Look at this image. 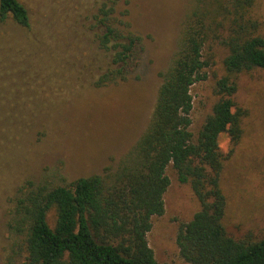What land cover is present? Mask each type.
I'll list each match as a JSON object with an SVG mask.
<instances>
[{
  "label": "rangeland",
  "instance_id": "obj_1",
  "mask_svg": "<svg viewBox=\"0 0 264 264\" xmlns=\"http://www.w3.org/2000/svg\"><path fill=\"white\" fill-rule=\"evenodd\" d=\"M28 8L31 26L0 23V98L7 119L0 133V264H21L13 249L16 235L7 227L18 188L27 180L68 186L79 177L115 169L136 144L153 113L161 72L176 52L184 19L193 0H122L116 16L143 38L139 65L128 79L96 87L94 79L105 60L96 48L90 24L102 0H20ZM127 9L125 17L122 11ZM264 31V0H258ZM127 20V21H126ZM122 25V24H121ZM227 49L209 44L208 77L192 86L191 130L197 137L219 96ZM244 112L237 143L219 138L227 154L221 174L226 196V232L264 237V71L238 76L235 95ZM170 185L165 213L154 216L147 234L160 264H188L180 255L177 233L200 203L191 185L178 179L169 165ZM55 208L48 214L54 226ZM13 255V256H12ZM11 256V257H10Z\"/></svg>",
  "mask_w": 264,
  "mask_h": 264
},
{
  "label": "trees",
  "instance_id": "obj_2",
  "mask_svg": "<svg viewBox=\"0 0 264 264\" xmlns=\"http://www.w3.org/2000/svg\"><path fill=\"white\" fill-rule=\"evenodd\" d=\"M121 1L102 0L90 24L96 48L105 56L96 87L128 79L143 55L142 36L116 16ZM257 8L258 0H193L178 51L160 73L148 126L119 165L68 186L27 180L18 188L7 227L17 237L12 250L22 253L21 264H160L147 234L153 217L165 213L169 165L181 182L191 185L200 203L177 233L183 259L188 264H264V237L249 232L236 238L226 232L221 174L232 150L224 154L219 145L222 134L237 143L243 133L244 112L235 100L238 76L264 71V31ZM127 14V9L122 11ZM9 21L30 28L22 1L0 0V23ZM213 42L228 53L216 80L219 98L195 137L191 89L208 77L211 54L206 50ZM6 108L0 98V133L8 123L1 115ZM53 208L56 219L51 226L48 214Z\"/></svg>",
  "mask_w": 264,
  "mask_h": 264
}]
</instances>
